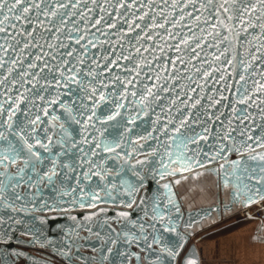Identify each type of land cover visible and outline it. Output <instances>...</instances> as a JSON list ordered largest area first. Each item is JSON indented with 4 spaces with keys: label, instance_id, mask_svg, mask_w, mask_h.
Returning <instances> with one entry per match:
<instances>
[{
    "label": "snow or ice",
    "instance_id": "6c2138e0",
    "mask_svg": "<svg viewBox=\"0 0 264 264\" xmlns=\"http://www.w3.org/2000/svg\"><path fill=\"white\" fill-rule=\"evenodd\" d=\"M153 4L0 0V264L25 255L9 243L22 224L21 236L65 264H201L188 246L197 221L185 220L175 188L216 160L211 171L231 189L225 211L264 201V0ZM221 104L231 113L223 142L197 152ZM75 207L90 211L70 217L62 247L29 226ZM256 232L249 240L264 252V220Z\"/></svg>",
    "mask_w": 264,
    "mask_h": 264
},
{
    "label": "water",
    "instance_id": "95a60500",
    "mask_svg": "<svg viewBox=\"0 0 264 264\" xmlns=\"http://www.w3.org/2000/svg\"><path fill=\"white\" fill-rule=\"evenodd\" d=\"M145 2H147V0H145ZM158 2H159V0H154L153 7H155V3H158ZM169 2H170V0H169ZM101 39H103V37H101ZM113 39H115V38L113 37ZM127 42H128L127 40L124 41L125 45L127 44ZM153 46H155V45H153ZM205 51H208V49L205 48ZM171 54L172 53L169 52V55H171ZM150 58L151 57L149 56V59ZM201 58H203V52H201ZM185 59H187V56H185ZM157 63H162V61H158ZM192 63L195 64L197 67H199L198 61H193ZM180 68H181V66L179 64H177V73H179ZM184 75L187 76L188 74L185 73ZM193 79L197 83L200 82L199 76H193ZM217 79H218V76H217ZM228 80H230V77L228 79H226L225 81H222L221 84H227ZM185 83H188V81L185 80ZM197 83H192L191 86L197 87ZM213 84H214V82L208 84L207 89H206V92L208 94H212L211 88L213 87ZM221 84H215L217 92L220 91ZM232 91L233 92L235 91V85L234 84H233ZM197 92L199 93V88H197ZM224 95L228 96L229 101H231L232 94L229 91H227L226 89L224 90ZM229 101H224V103H229ZM205 103H206V100H205ZM238 107H239V105H238ZM210 111L213 112L214 117L220 113H222V115H219V121H215V120L209 121V123L207 125V127L210 129L209 139L201 142L198 147L193 146V145H189V148L196 147L197 152H200L202 150V152L204 154L215 152L217 150L218 142H223L222 138H223L225 131L229 127L228 118L231 114L230 113V107L225 108L223 106V104L218 106V108H216V109H210ZM250 111L256 112L257 110L255 108H253ZM258 115H259V113L257 112V116ZM201 118H203L202 113H201ZM256 123L259 124V123H261V121L259 119H257ZM245 124H247V121H245ZM231 127H233L235 129V131L230 133V135H232L233 138L237 142H239L242 139V137H240L238 135V133L242 130V126L240 125L239 121H234L233 124L231 125ZM194 130L199 132L200 127H195ZM253 148H255V143H253ZM256 151H261V149L257 148ZM187 155H192V153L188 152ZM235 158H236V155L234 153H230L228 155V159H235ZM201 162H203V158H201ZM222 163H224L223 160H216L213 162L212 165H205V170H203V174L211 172L216 177L219 178V176H217V174L215 172L211 171V169L212 168H218V165L222 164ZM227 167L228 166L225 165V169H227ZM196 171H201V170L196 169ZM222 172H223V170H221V174H222ZM158 179L159 178H157L156 180H153L151 177L149 178V185H150L149 190L150 191L156 190V188L158 187V184H157ZM164 182H166V181H160L159 183L162 184ZM220 184H221L220 186H221V189L223 191V194L226 195L225 198L223 199L222 204L198 206L195 208H190V211H189V207L184 208L183 204L181 203V208H182V211L184 213L185 220H187L189 215H191V218L193 220L197 221V224L194 226V230L192 231L191 237L188 241V246L195 247L197 252H198V248H197L195 242H193V239L195 236L194 232L197 229V227L206 223L207 221H209L214 216L215 212L219 215L220 218H222V217L227 216V214L232 212L234 209L241 207L238 205H233L231 211H225L224 205L227 202V198L230 196L231 189L229 188L228 190H225L221 181H220ZM161 191H163V190L161 189ZM102 207H104V206H102ZM84 210L88 211V209H80L79 207H75V208H72L69 210L70 213L62 212V213L49 214L47 217V222L44 223L43 225H41V223L38 220H31V223L29 224V226L32 227L33 230L37 231L38 235L40 236L41 242H43L46 239H51L52 241H54L56 243L57 247H62L65 243V241H64L65 230L75 227L76 222L72 221L70 219V217L76 216L77 220L79 221L82 219L83 215H85L87 213V212H80V211H84ZM69 211H67V212H69ZM73 212H78L79 214H76ZM107 214L109 216L114 215V212L112 210V206H109V211ZM140 215H141V213L136 211L133 213V218H136ZM200 216L205 217L203 221L200 220ZM100 219L102 220L103 217L101 216ZM92 227L94 230H96L97 228H99V224L94 221L92 224ZM24 228H25V225H23V224L16 226L15 230H13V233H12L13 239L9 242L11 248H14V249H16L22 253H25V255H22V256L17 257V258L25 260V264H52L50 261L43 259V258H39L33 254H28L24 250H22V248L18 247V246L28 245V242H25L24 237L21 236V233L24 231ZM81 234L83 235L84 233L81 232ZM28 238L31 239V237H28ZM30 243L33 244L32 242H30ZM3 247H4V245L0 244V248H3ZM185 250H187V249H185ZM56 253L58 254V252H56Z\"/></svg>",
    "mask_w": 264,
    "mask_h": 264
},
{
    "label": "crops",
    "instance_id": "0c3cea01",
    "mask_svg": "<svg viewBox=\"0 0 264 264\" xmlns=\"http://www.w3.org/2000/svg\"><path fill=\"white\" fill-rule=\"evenodd\" d=\"M261 220L264 215L261 219L225 216L209 221L193 239L201 264H264L261 246L249 240L257 234Z\"/></svg>",
    "mask_w": 264,
    "mask_h": 264
},
{
    "label": "flooded vegetation",
    "instance_id": "af4514ba",
    "mask_svg": "<svg viewBox=\"0 0 264 264\" xmlns=\"http://www.w3.org/2000/svg\"><path fill=\"white\" fill-rule=\"evenodd\" d=\"M171 179V178H170ZM220 180L213 173L208 172L204 173L202 176L193 179L189 176L188 180L182 181V183L175 188L179 197H184L182 200V204L184 208L191 206V208H195L198 206H206V205H215L222 204L223 199L226 195L223 194V191L220 186ZM52 197L54 193L51 189H44L41 193V198L43 197ZM104 205H101V207ZM90 211V210H88ZM87 210L80 212H88ZM72 212V211H71ZM66 213H70L66 211ZM79 214L78 212H73ZM219 215L215 212L214 216L209 221H218ZM200 225L195 230V236L203 232L206 228V224L209 222ZM194 236V237H195ZM25 242H28L26 246H18L22 248L26 253L33 254L39 258L46 259L50 261L52 264H65L64 260L57 254L51 247L44 246L41 247L39 244H31V239L28 237H24ZM15 264H25V260H22L17 257L12 258Z\"/></svg>",
    "mask_w": 264,
    "mask_h": 264
},
{
    "label": "built area",
    "instance_id": "2783aa9c",
    "mask_svg": "<svg viewBox=\"0 0 264 264\" xmlns=\"http://www.w3.org/2000/svg\"><path fill=\"white\" fill-rule=\"evenodd\" d=\"M246 213H252L254 218L261 219L264 215V201L252 205L249 208L239 207L235 211L231 212L228 217L248 218Z\"/></svg>",
    "mask_w": 264,
    "mask_h": 264
},
{
    "label": "rangeland",
    "instance_id": "374dc122",
    "mask_svg": "<svg viewBox=\"0 0 264 264\" xmlns=\"http://www.w3.org/2000/svg\"><path fill=\"white\" fill-rule=\"evenodd\" d=\"M231 220V219H230ZM194 242V241H193Z\"/></svg>",
    "mask_w": 264,
    "mask_h": 264
}]
</instances>
